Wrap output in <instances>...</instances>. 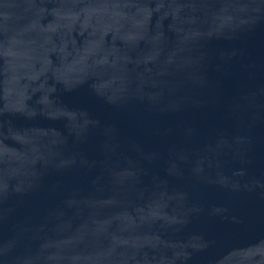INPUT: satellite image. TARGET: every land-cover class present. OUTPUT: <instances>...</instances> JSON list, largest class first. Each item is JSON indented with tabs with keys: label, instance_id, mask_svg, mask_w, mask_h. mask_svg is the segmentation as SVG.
I'll list each match as a JSON object with an SVG mask.
<instances>
[{
	"label": "water",
	"instance_id": "1",
	"mask_svg": "<svg viewBox=\"0 0 264 264\" xmlns=\"http://www.w3.org/2000/svg\"><path fill=\"white\" fill-rule=\"evenodd\" d=\"M0 264H264V0H0Z\"/></svg>",
	"mask_w": 264,
	"mask_h": 264
}]
</instances>
